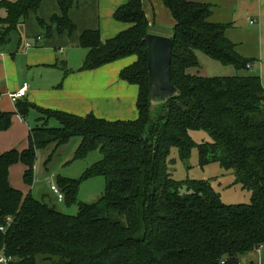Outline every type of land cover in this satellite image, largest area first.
I'll return each mask as SVG.
<instances>
[{
  "label": "trees",
  "instance_id": "obj_1",
  "mask_svg": "<svg viewBox=\"0 0 264 264\" xmlns=\"http://www.w3.org/2000/svg\"><path fill=\"white\" fill-rule=\"evenodd\" d=\"M59 8L50 24L71 35L69 12L78 0H54ZM43 0L0 1V48L19 33L31 15L40 29L35 42L49 39L51 27L37 16ZM174 26L171 83L179 96L149 112L146 45L151 34L141 0L118 7L113 19L129 27L102 41L97 30H85L79 45L87 51L82 71L134 57L119 79L137 87V118L107 121L93 114L77 116L37 107L25 98L14 113L0 112V131L13 115L39 114L43 127L32 129L28 148L0 153V251L10 264H242V258L264 247V89L257 74L247 72L250 59L241 56L226 36L230 23L211 22L212 4L162 0ZM36 44V43H35ZM36 46V45H35ZM225 67L230 76L204 78L197 54ZM54 119L55 129L46 128ZM190 131H203L210 142L200 144V164L217 162L232 170L251 191L249 204L224 205L202 181L172 179L169 155L175 148L186 161L195 147ZM77 137L76 160L98 150L101 160L83 179L103 177L99 201L78 204L70 216L53 199L22 194L8 182L10 166L26 165L24 182L31 185L38 149L55 148ZM50 159V157H49ZM80 181L58 178L55 186L67 206L76 203ZM264 264V260H263Z\"/></svg>",
  "mask_w": 264,
  "mask_h": 264
},
{
  "label": "crops",
  "instance_id": "obj_2",
  "mask_svg": "<svg viewBox=\"0 0 264 264\" xmlns=\"http://www.w3.org/2000/svg\"><path fill=\"white\" fill-rule=\"evenodd\" d=\"M128 1L78 0L77 8L68 14L75 26V32L67 35L58 34L55 26L50 24L51 16L59 13L56 2L43 0L37 16L51 27L52 36L43 42H35L40 35V29L35 16L31 15L20 27L18 36L10 40L9 46L0 48V112H15L14 103L7 95L26 83L25 99L37 107L77 116L93 114L107 121L135 120L137 87L119 79V72L134 62L135 58H125L91 71H82L81 66L87 51L79 45V37L85 30H97L101 40L105 41L127 29L129 25L116 22L113 14ZM141 1L150 25L156 20L155 5L168 13L162 0ZM233 1V6L239 4L238 8L243 10L242 15L245 13V21L242 20L239 26L236 22L240 19L236 20L231 13L230 21L226 23L231 24L229 29L242 28V32H252L256 40L257 54L248 57L238 53L251 60L245 73L257 74L264 89V0ZM169 17L172 30L174 22L170 15ZM120 93L122 98L119 97ZM55 201L58 202L55 198L53 204Z\"/></svg>",
  "mask_w": 264,
  "mask_h": 264
},
{
  "label": "rangeland",
  "instance_id": "obj_3",
  "mask_svg": "<svg viewBox=\"0 0 264 264\" xmlns=\"http://www.w3.org/2000/svg\"><path fill=\"white\" fill-rule=\"evenodd\" d=\"M190 1L212 4L213 16L209 19L211 22H229L231 13L236 20L240 19L236 22V24L239 23V26L242 20L245 21V13L242 15L243 10L238 8L239 4L233 6L235 3L233 0ZM154 10L156 20H154L155 22L149 31L152 32L151 34L170 37L172 34L170 23L172 24V22L168 13L166 14V12L160 10L159 5H155ZM231 10L233 11L231 12ZM242 31V28L227 29V37L236 45L237 52L248 57H254L257 54L256 40L252 36L251 31L247 33ZM15 36H18L17 32L11 34V39ZM242 41L243 43H240ZM197 57L200 63V71L198 73L204 78L234 74L232 67L222 66L200 53L197 54ZM241 74H245V72L241 71ZM119 97L122 98L121 93ZM13 116L9 129L0 131V153L15 150L18 154H21L28 148V130L44 126L38 120L39 114L34 110H30L25 119H21L17 115ZM45 127L55 129L59 127V123L54 119H50L46 122ZM189 134L195 147L191 150L190 156L186 161H180L176 149H171L168 170L172 179L178 182L187 180L205 182L224 205L249 204L251 191L239 183L232 170L224 169L217 162L200 164L198 146L210 142L209 135L203 131H190ZM79 143L80 139L74 137L57 148H55L54 144H50L46 148L38 149L33 161V180L31 185L26 184L23 179L26 165L21 161L13 163L9 168L8 174L10 186L20 190L24 195L31 194L37 200H40L42 195L55 199V196L50 191V184L55 185L58 178L80 181L74 205L67 206L65 201L54 202L57 210L70 216L77 214L78 204H91L99 201L105 191L104 178L98 176L83 179V176L88 168L101 160V154L98 150H95L89 152L84 159L76 160L74 156ZM263 260L264 247L242 258V264H263Z\"/></svg>",
  "mask_w": 264,
  "mask_h": 264
},
{
  "label": "water",
  "instance_id": "obj_4",
  "mask_svg": "<svg viewBox=\"0 0 264 264\" xmlns=\"http://www.w3.org/2000/svg\"><path fill=\"white\" fill-rule=\"evenodd\" d=\"M143 42L146 45L149 112H156L180 94L171 83L172 40L170 37L147 34Z\"/></svg>",
  "mask_w": 264,
  "mask_h": 264
},
{
  "label": "built area",
  "instance_id": "obj_5",
  "mask_svg": "<svg viewBox=\"0 0 264 264\" xmlns=\"http://www.w3.org/2000/svg\"><path fill=\"white\" fill-rule=\"evenodd\" d=\"M27 92V84L24 83L20 89L13 93H9L7 96L11 100L12 103H16L17 100L25 98ZM50 191L55 196L58 202L63 201V195L59 191V189L53 185L50 184ZM2 230V228H0ZM12 262V258L6 256L2 251H0V264H10Z\"/></svg>",
  "mask_w": 264,
  "mask_h": 264
}]
</instances>
